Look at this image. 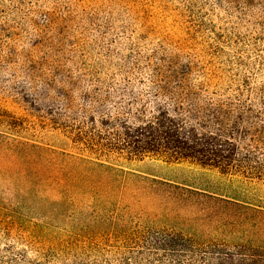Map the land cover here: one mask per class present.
Returning <instances> with one entry per match:
<instances>
[{
    "label": "trees",
    "instance_id": "trees-1",
    "mask_svg": "<svg viewBox=\"0 0 264 264\" xmlns=\"http://www.w3.org/2000/svg\"><path fill=\"white\" fill-rule=\"evenodd\" d=\"M9 1L2 12L13 35L30 28L26 47L10 53L29 79L22 99L46 108L82 151L39 142L8 111L0 116V264H264L255 193L264 188V94L213 89L221 75L210 67L225 44L264 31V0H179L172 11L159 0L179 29L157 33V44L142 41L162 22L146 0H103L105 17L88 10L100 0ZM75 29L108 45L111 75L74 73V56L57 62L79 52L66 46ZM113 155L210 167L231 189L149 179Z\"/></svg>",
    "mask_w": 264,
    "mask_h": 264
},
{
    "label": "rangeland",
    "instance_id": "rangeland-1",
    "mask_svg": "<svg viewBox=\"0 0 264 264\" xmlns=\"http://www.w3.org/2000/svg\"><path fill=\"white\" fill-rule=\"evenodd\" d=\"M146 1L150 4L149 9L151 13L162 17V22H157L158 28L154 32L155 35H151L153 37L145 38V40L142 39V41L153 44L162 43V38L157 33H172L179 29L178 22L174 21L176 16L162 12L164 9L161 3L163 2L159 0ZM167 1L170 4L169 11H172L171 8L179 5V0ZM1 3L3 5L0 6V116L5 111H8L9 115H11V123L20 125V131L23 135L58 149L66 148L71 152H81L82 150L73 146L74 144L69 140L65 132L56 127L50 120L52 116L46 108L45 110L34 109L28 102L22 99L21 91L23 89L21 86L25 85L29 88V84L27 83L29 79L22 69H20L17 62L15 63L14 59L10 58V53L14 43L19 47H26L27 39L25 40V33L23 32L30 30V28L26 26L23 30L15 31L14 33L17 34L13 35L12 23L6 21L4 12H2L8 9L10 1L0 0V5ZM84 3L82 4L84 5ZM90 4L91 6L88 10L100 13V17L107 16L108 10H111L109 2H104L103 0L99 2L92 1ZM79 11L81 12V8H79ZM131 24L132 29L137 27L136 21H131ZM79 31L74 30L70 37L71 40L66 45L68 48L72 47V45H76L74 47L79 46L77 55L67 50L69 54L62 57L57 56L55 58L57 62L64 65H72L74 61L72 56H74L76 64L71 67L74 68V73L79 72L77 69L79 67L90 71L96 69L103 71L100 73L104 77L111 75L108 63H106L108 45L103 41L102 43L96 42L92 35L89 36L88 40H85ZM134 37L138 40L137 33ZM118 46H123L125 48L124 53H128V40L122 39ZM151 46L148 45V47ZM69 58H72V62L69 61ZM210 67H214L221 75V78L211 88L225 92L241 86L242 88H249L255 92L258 91L264 94V31L262 30L260 34L256 35L250 33L241 43L228 42L224 45L221 54L217 56L213 66ZM115 70L113 69L112 71L115 72ZM136 87L148 94V86L146 84L140 83ZM143 97L147 103L148 111L152 110L155 105L153 98H149L146 95ZM109 159L114 164L149 179L176 183L212 193L229 194L228 191L231 189L230 183L232 182L230 181V177L210 167H202L188 162H169L165 159L149 156L141 160L127 159L124 155H113ZM255 193L257 198L262 199V201L264 200V188L258 189ZM6 241L14 242V239H5ZM30 255L33 257L37 256L34 251H31Z\"/></svg>",
    "mask_w": 264,
    "mask_h": 264
}]
</instances>
